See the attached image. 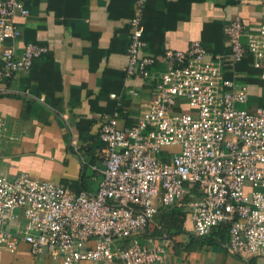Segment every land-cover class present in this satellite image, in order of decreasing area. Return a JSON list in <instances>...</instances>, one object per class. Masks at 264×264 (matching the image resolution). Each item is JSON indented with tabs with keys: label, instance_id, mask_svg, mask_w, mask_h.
<instances>
[{
	"label": "built area",
	"instance_id": "2783aa9c",
	"mask_svg": "<svg viewBox=\"0 0 264 264\" xmlns=\"http://www.w3.org/2000/svg\"><path fill=\"white\" fill-rule=\"evenodd\" d=\"M27 1L0 0V93L4 80L48 51L29 42L17 52L13 44L20 35L15 18L29 14ZM143 13L144 0H135L125 72L149 79L152 95L140 102L130 126H118V111L103 115L96 192L74 191L26 172L12 178L0 173L5 250L13 252L22 240L31 253H47L62 264L158 263L163 247L141 244L138 233L160 207L175 204L189 209L196 235L226 225L228 250L264 256V103L252 111L241 108L248 86L227 74L249 56L264 79V20L252 25L236 15L224 27L227 56L193 40L185 51H166L165 68L153 73L155 57L143 51ZM5 138L15 139L0 116V142Z\"/></svg>",
	"mask_w": 264,
	"mask_h": 264
},
{
	"label": "crops",
	"instance_id": "0c3cea01",
	"mask_svg": "<svg viewBox=\"0 0 264 264\" xmlns=\"http://www.w3.org/2000/svg\"><path fill=\"white\" fill-rule=\"evenodd\" d=\"M134 1L26 2L29 14L15 18L20 29L13 41L16 51L29 42L45 45L48 51L2 84L0 116L8 137L15 139L0 142L1 174L12 178L26 172L74 191L96 192L103 169L99 137L103 115L118 111V126H130L140 102L153 90L149 79L125 72ZM236 15L252 25L261 22L264 0H144L143 51L155 57L151 72L165 68L166 51H185L193 40L214 55L227 56L224 27ZM250 66L251 58L246 56L227 74L248 86L249 99L239 106L252 111L264 103V79ZM17 213L22 223V213ZM223 228L198 236L189 209L174 204L160 207L138 239L143 245L163 247L162 260L154 264H264L262 255L228 250V232ZM0 264L62 262L47 253H31L20 240L13 252L0 247Z\"/></svg>",
	"mask_w": 264,
	"mask_h": 264
},
{
	"label": "rangeland",
	"instance_id": "374dc122",
	"mask_svg": "<svg viewBox=\"0 0 264 264\" xmlns=\"http://www.w3.org/2000/svg\"><path fill=\"white\" fill-rule=\"evenodd\" d=\"M252 70H254L252 68V66H250ZM166 149L170 150V151H175V150H178V146H167Z\"/></svg>",
	"mask_w": 264,
	"mask_h": 264
},
{
	"label": "trees",
	"instance_id": "16d2710c",
	"mask_svg": "<svg viewBox=\"0 0 264 264\" xmlns=\"http://www.w3.org/2000/svg\"><path fill=\"white\" fill-rule=\"evenodd\" d=\"M131 13H132V12H131ZM222 226L224 227L223 229H225V230L227 229V226H226V225H225V226L222 225ZM220 227H221V226H220ZM226 231L228 232V229H227Z\"/></svg>",
	"mask_w": 264,
	"mask_h": 264
}]
</instances>
